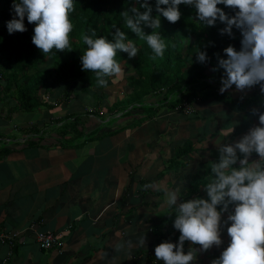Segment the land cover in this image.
<instances>
[{"label":"crops","instance_id":"1","mask_svg":"<svg viewBox=\"0 0 264 264\" xmlns=\"http://www.w3.org/2000/svg\"><path fill=\"white\" fill-rule=\"evenodd\" d=\"M111 89L104 90V105L112 100ZM235 91L239 101L241 91ZM160 96L149 95L110 118L103 109L86 112L95 103L90 95L70 106L20 110L16 96L0 91V233L13 237L12 245L0 241V264H134L137 256L142 262L160 233L178 244L179 231L164 230L174 226L169 222L174 206L166 204L163 189L184 195L188 175L202 174L209 151L258 126L253 110L264 112V106L238 108L206 96L184 114ZM150 111L153 116L139 120ZM70 112L80 114L78 132L61 125ZM185 141L192 145L189 159L180 157L185 166L162 173ZM227 215L222 213V221ZM230 223H222L219 247L203 251L185 241L184 252H196L193 264H212L220 256L230 242ZM64 229L59 251L38 247L36 234ZM118 244L124 245L120 251Z\"/></svg>","mask_w":264,"mask_h":264},{"label":"clouds","instance_id":"2","mask_svg":"<svg viewBox=\"0 0 264 264\" xmlns=\"http://www.w3.org/2000/svg\"><path fill=\"white\" fill-rule=\"evenodd\" d=\"M137 3L139 7L132 6L121 16L125 27L141 41H146L153 61L163 58L168 46L158 31L161 27L160 15L168 22L176 23L181 17L179 5L194 6L197 19L203 25L213 26L218 19L226 25L221 29L222 34L232 35L233 26L242 33L241 49L237 51L233 46L226 47L227 58H219L218 65L213 68V71L218 68L224 70L220 92L233 85L241 92L259 85L264 92V0H156V11L160 15L155 17L148 0H137ZM221 4L235 10V15L229 17L218 7ZM12 9L15 15L7 22L9 34L26 31V17L29 23L35 24L32 43L45 57L53 49L56 52L72 50L70 34L74 25L70 14L75 11L74 0H13ZM144 27L153 31L146 33ZM80 39L87 46L81 56L82 69L95 73L98 87H107V77L122 73L121 63L115 59L118 51L127 53L129 58H135L140 51L120 28H116L111 40L96 37L95 32L91 35L82 33ZM196 55L199 62H206L205 52L198 51ZM206 81L212 83L209 79ZM159 89L160 94L163 93L164 89ZM193 98L187 100L191 112L193 103L200 99L197 96ZM253 112L258 114V126L252 127L235 143L218 144L219 159L208 165L210 176L204 184L208 199L178 202L179 189H163L166 204L170 208L174 206V228L180 235L178 244L164 241L155 247L158 261H163V264H193L196 252L190 249L185 253V241L199 245L203 251L214 245L219 247L223 243L222 223L230 221L227 226L230 242L212 264H264V112L257 113L255 109ZM253 153L259 159L250 162L249 157ZM237 162L239 167H234ZM230 206L234 207V211L230 210ZM224 212L228 215L222 221ZM144 244L143 235L138 239V246L142 248ZM123 248V244L116 246L117 251Z\"/></svg>","mask_w":264,"mask_h":264},{"label":"trees","instance_id":"3","mask_svg":"<svg viewBox=\"0 0 264 264\" xmlns=\"http://www.w3.org/2000/svg\"><path fill=\"white\" fill-rule=\"evenodd\" d=\"M148 3L152 6L153 17L160 15L156 11V0H148ZM12 5L13 0H0V91L16 96L20 110H33L41 106L52 109L60 104L70 106L81 95H90L95 101L92 108L85 107L87 113L103 109L110 118H115V114L127 109L131 103L145 101L149 95L156 98L161 95L162 100L167 98L165 100L169 106H174L180 99L188 100L196 96H213L222 102L233 103L238 108L247 106L249 109L253 104L264 106V92H261L259 85L251 88L252 92L249 94L238 93L241 97L239 101L231 94L235 92L237 95L234 85L225 92H220L224 70L218 68L213 71V68L218 65L219 58H227L224 52L226 47L233 46L237 51L241 49L242 33L233 26L232 35L222 34L221 29L226 25L218 19L213 26L203 25L197 19L194 6L179 5L181 17L176 23H170L160 15L161 27L158 31L168 46L164 57L153 61L150 58L151 49L146 41H141L135 33L127 29L121 16V13L130 7H139L137 0H74L75 11L70 14L74 25L70 34L72 50L56 52L53 49L46 57L32 43L35 24L29 23L26 17V31L9 34L7 22L15 15ZM218 7L229 17L235 15V10L231 8L222 4ZM116 28L125 31L128 39H131L140 51L135 58H129L127 53L118 51L115 59L121 63L122 73L119 76L107 77V87H98L95 73L82 69L81 56L87 46L82 43L80 37L82 33L91 35L95 32L96 37L103 36L111 40ZM144 31L151 33L153 30L144 27ZM198 51L206 53V62L197 60ZM118 77L121 80L111 85ZM207 79L212 83H208ZM216 84L219 86L215 87ZM108 87H112L113 96L109 105H104L103 93ZM159 88L164 89L163 93L160 94ZM127 112L126 110L122 114ZM153 115L152 111L147 112L139 120ZM79 116L80 114L68 113L61 123L64 130L78 132L76 123ZM190 146L192 147L191 143L185 141L180 148L175 149L174 157L168 160L162 173L168 169L180 172L185 166L180 157L189 159L188 155L192 152ZM204 151L206 150H199V153ZM208 156L210 161L205 165L202 174L194 172L188 175L180 202L194 198L208 199L207 194L203 195L202 189L210 176L208 165L219 159L218 148L211 149ZM238 156H241L239 152ZM258 159L255 153L249 157L250 162ZM234 167H239V163ZM169 218V222H174V210ZM164 230L174 234L177 231L174 226L164 227ZM162 234L164 233L157 236L150 250L145 252L147 256L149 252L155 256V247L165 241Z\"/></svg>","mask_w":264,"mask_h":264},{"label":"built area","instance_id":"4","mask_svg":"<svg viewBox=\"0 0 264 264\" xmlns=\"http://www.w3.org/2000/svg\"><path fill=\"white\" fill-rule=\"evenodd\" d=\"M193 99H196V97H194ZM176 107L182 110L184 113H190L192 110L191 105L187 100H181ZM63 231H65V229L56 232L45 231L38 233L35 236V241L38 247H40L41 249H55L59 251L62 245L61 235ZM12 239H13L12 235L0 233V241H5L7 244L12 245L13 244ZM148 255L149 256L145 254V256L142 257V262L138 261L139 256H137L134 261V264H158V260L156 259L155 256H153L152 252H149Z\"/></svg>","mask_w":264,"mask_h":264},{"label":"rangeland","instance_id":"5","mask_svg":"<svg viewBox=\"0 0 264 264\" xmlns=\"http://www.w3.org/2000/svg\"><path fill=\"white\" fill-rule=\"evenodd\" d=\"M79 98H80V96H79ZM88 108H91V106H88Z\"/></svg>","mask_w":264,"mask_h":264}]
</instances>
